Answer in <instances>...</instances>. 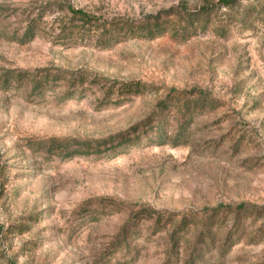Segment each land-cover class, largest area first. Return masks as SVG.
I'll return each instance as SVG.
<instances>
[{"label": "rangeland", "instance_id": "1", "mask_svg": "<svg viewBox=\"0 0 264 264\" xmlns=\"http://www.w3.org/2000/svg\"><path fill=\"white\" fill-rule=\"evenodd\" d=\"M0 264H264V0H0Z\"/></svg>", "mask_w": 264, "mask_h": 264}, {"label": "trees", "instance_id": "2", "mask_svg": "<svg viewBox=\"0 0 264 264\" xmlns=\"http://www.w3.org/2000/svg\"><path fill=\"white\" fill-rule=\"evenodd\" d=\"M173 10H175L174 14L177 16L176 19H171L170 17L171 14H173ZM68 11L72 14V16L78 18L82 23V25L74 27L77 29V32L93 30L98 32V36L103 37V40L106 42H117L121 37L154 38L168 32H175V36H186L187 33L196 32V30L204 31L206 27L205 25H202L201 17L205 16L209 12V10L206 8H198L194 11H188L185 7L179 6L175 9L168 8L160 10L155 14H143L136 19L123 18L119 21H117V19L101 21L99 17L88 15L81 9L69 7ZM22 74L23 73L19 71L17 75H11L9 78L15 79L19 84V82L22 80V77H25V74ZM34 84L37 86L34 85L32 90L36 92L40 86L37 83ZM121 134L122 133H120V136ZM114 136L96 141L94 147L95 149H91V142L89 140L50 138L43 142L48 145V152H53L59 149L65 150L71 144H78L83 145L86 153L90 154L91 152L99 153L100 149L98 148V145L101 143L105 144L108 141L112 142V138ZM66 154L67 153H64L63 155L65 156Z\"/></svg>", "mask_w": 264, "mask_h": 264}]
</instances>
